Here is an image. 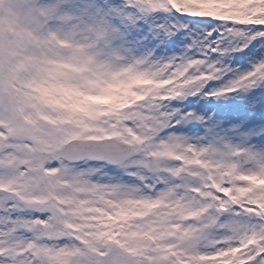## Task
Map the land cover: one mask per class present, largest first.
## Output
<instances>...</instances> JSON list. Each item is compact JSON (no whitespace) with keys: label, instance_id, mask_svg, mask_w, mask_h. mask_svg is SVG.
<instances>
[{"label":"snow or ice","instance_id":"6c2138e0","mask_svg":"<svg viewBox=\"0 0 264 264\" xmlns=\"http://www.w3.org/2000/svg\"><path fill=\"white\" fill-rule=\"evenodd\" d=\"M201 12L0 0V264H264V122L173 103L264 83V0ZM177 33L262 59L213 88L222 67L166 55Z\"/></svg>","mask_w":264,"mask_h":264},{"label":"rangeland","instance_id":"374dc122","mask_svg":"<svg viewBox=\"0 0 264 264\" xmlns=\"http://www.w3.org/2000/svg\"><path fill=\"white\" fill-rule=\"evenodd\" d=\"M192 2L200 4L202 8H206L211 11H214L216 10V7L214 6L216 2L221 5H224L225 7H228L236 3H247L248 0H192ZM174 39L176 41L175 43L177 50H174L173 47L170 48L167 47L166 55L175 56L178 60L183 57L202 59L205 61V63L200 66L202 71L208 70L209 62L215 63L217 67H222L224 69V74L220 75V78L217 84H215L214 88L227 86L233 80L238 78L239 75L254 70L256 64H258L262 59L260 55L258 54L253 55L250 53L252 62L249 65L246 64L241 69V66L238 67L237 65L228 62L229 60L224 61L221 57L218 58V56L214 57L210 55L209 52L207 51V48L204 47L206 41L203 38H201L199 44H196L194 36H188L185 34L177 33ZM226 44L228 45L227 52H229V55L231 53L232 48L241 46L240 43L234 39H229L226 42ZM148 47L149 48L153 47V44L150 43ZM255 51L257 53L260 52L261 51L260 46H257ZM227 59H229V56ZM252 90H255V92H252ZM215 100L219 102L220 106L222 105L223 107L222 112L213 111L214 107L211 106V101L210 100L205 101L204 99H201L198 102H196L197 100H194L190 104H186L185 102H183L184 101L183 100L180 101L182 102V104L178 107L182 108L184 111L187 112L195 111L199 115H205V114L210 116L214 115L219 121H221V127L225 130H230L233 124L240 122V119L245 114L246 107L249 112H252L255 109L254 115L256 120L259 122H264V120H261V114L264 113V84L262 88L256 86L251 89H241L236 93L235 96L227 95ZM223 102H226L227 104L226 109ZM173 103L175 104L176 101H174ZM183 126L185 130L189 132L195 129L196 130L195 132L199 133L200 136H203L204 132L206 131V126H202L201 123L196 120H191L186 124H184ZM225 134H226L225 132H221V135H225ZM234 142L238 143V141H234Z\"/></svg>","mask_w":264,"mask_h":264},{"label":"bare ground","instance_id":"6f19581e","mask_svg":"<svg viewBox=\"0 0 264 264\" xmlns=\"http://www.w3.org/2000/svg\"><path fill=\"white\" fill-rule=\"evenodd\" d=\"M191 134H193V135H196V134H197V132H193V133H191Z\"/></svg>","mask_w":264,"mask_h":264}]
</instances>
